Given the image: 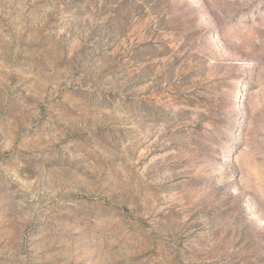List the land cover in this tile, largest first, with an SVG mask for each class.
<instances>
[{
	"label": "rangeland",
	"instance_id": "obj_1",
	"mask_svg": "<svg viewBox=\"0 0 264 264\" xmlns=\"http://www.w3.org/2000/svg\"><path fill=\"white\" fill-rule=\"evenodd\" d=\"M0 264H264V0H0Z\"/></svg>",
	"mask_w": 264,
	"mask_h": 264
}]
</instances>
